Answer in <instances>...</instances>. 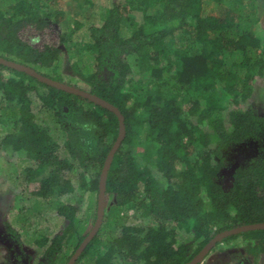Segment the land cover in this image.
Returning <instances> with one entry per match:
<instances>
[{
	"label": "trees",
	"instance_id": "obj_1",
	"mask_svg": "<svg viewBox=\"0 0 264 264\" xmlns=\"http://www.w3.org/2000/svg\"><path fill=\"white\" fill-rule=\"evenodd\" d=\"M56 1L1 0L0 59L77 88L56 65L81 24L63 32ZM215 1L217 14L204 15L208 0H110L101 24L90 23L88 40L77 44L87 62L76 73L88 87L77 89L116 108L125 135L105 181L111 198L106 217L120 224L119 236L102 243L101 227L74 264H186L217 234L264 223V112L241 107L264 77V46L255 32L264 0ZM83 3L94 7L91 0ZM35 102L49 125L37 123ZM0 124L7 129L0 154H22L29 162V196L52 199L57 215L68 221L44 250L46 264H67L87 237L89 220H78L77 206L59 199L81 191L98 195L118 118L0 64ZM244 144H254L257 155L227 172L224 189L217 179L227 152ZM128 210L140 211L149 223L125 226ZM180 231L191 235L190 242H178ZM237 237L257 264L264 230L220 243ZM46 243V237L35 240L40 247Z\"/></svg>",
	"mask_w": 264,
	"mask_h": 264
},
{
	"label": "rangeland",
	"instance_id": "obj_2",
	"mask_svg": "<svg viewBox=\"0 0 264 264\" xmlns=\"http://www.w3.org/2000/svg\"><path fill=\"white\" fill-rule=\"evenodd\" d=\"M94 4L93 8H88L83 3V0H57L54 7L63 11L64 20L60 24L63 32H68L67 29L73 28L75 22L81 24L80 29L75 31L70 37L67 47H62L59 61L56 65V71L62 76L65 82L81 88L83 90L88 87L84 83L76 70L82 72V66L87 62L86 53L80 52L77 49V44L86 42L87 27L93 21L101 24L102 16L110 0H91ZM215 0H208L205 4L203 14H217L215 9ZM0 5H2L0 0ZM246 8V6H244ZM243 8V9H244ZM90 14V17L87 16ZM135 20L140 21L141 16L133 15ZM260 22L255 27V32L260 37L264 46V14L260 16ZM131 67H133L134 58L129 59ZM49 70V69H48ZM47 69H42V73H47ZM33 111L36 116V121L40 126L49 125L45 113L39 112V106L33 103ZM241 107H255L264 112V77L256 82L252 97L243 103ZM6 126L0 124V136L4 135ZM257 155V150L254 144H244L230 149L226 155L224 168L221 176L217 179V183L224 189L229 187L227 172L236 169L239 166H245L250 163ZM29 166L22 154H0V264H46L47 257L44 255L45 248L49 242L58 234H60L67 226L68 221L61 216H58L51 200H33L27 193L26 181L24 179V169ZM98 195L89 191L76 192L72 196H63L59 199L62 203H70L77 206L76 218L83 220L88 218L87 233L92 230L96 219L94 215L97 213ZM111 203L110 196L105 197V211ZM51 205V206H50ZM117 221L108 220L106 212L104 213L100 232L102 243L107 242L111 238L119 236L120 224ZM125 226H145L149 223V219L143 217L140 211L128 210L126 216L121 221ZM98 230V232H99ZM97 232V233H98ZM97 235V234H96ZM95 235V236H96ZM47 238L45 246H37L35 240ZM191 235L180 231L177 236L178 242H190ZM62 251H66L69 243L66 244L65 238L62 241ZM241 240L229 241L228 243L217 244L210 253L205 257L202 264H253V257L245 255L240 247ZM250 247H254L251 243ZM69 248L67 253L71 252ZM117 262L116 260L114 261ZM84 264H91L85 262ZM257 264H264V254H261Z\"/></svg>",
	"mask_w": 264,
	"mask_h": 264
},
{
	"label": "water",
	"instance_id": "obj_3",
	"mask_svg": "<svg viewBox=\"0 0 264 264\" xmlns=\"http://www.w3.org/2000/svg\"><path fill=\"white\" fill-rule=\"evenodd\" d=\"M0 64L7 66L9 68H12L14 70L24 72L30 76L35 77L39 81L44 82V83H46L50 86H53L57 89H60V90H63L65 92L84 97V98L88 99L89 101L94 102V103L100 105L101 107L110 110L118 118L119 134H118V137H117L115 144L113 145L111 151L109 152V154L106 158L102 173L100 175L99 187H98V198H97L96 221H95V224H94L92 230L89 232L87 237L80 244V246L77 248L75 253L70 258L69 262L67 263V264H74L76 262V260L78 259L79 255L82 253V251L86 247V245L95 237V235L97 234V232L101 226L102 219H103L104 212H105V181H106L107 171H108L109 166L111 164L113 155L116 152V150L118 149V147L120 146V144L124 138V135H125L123 118L116 108H114L110 104L96 98L95 96L88 94L85 91H82V90L74 88V87L67 86L65 84H62V83H59L56 81L49 80V79L37 74L34 70H32L26 66H23V65L15 64L13 62H9V61L3 60V59H0ZM256 230H264V223L255 224V225H246V226H242L239 228H235V229H232L229 231L219 233L213 239H211L190 262H188L186 264H202L205 257L210 253V251L217 244L222 242V240H224L228 237L239 235L241 233H245V232H249V231H256Z\"/></svg>",
	"mask_w": 264,
	"mask_h": 264
},
{
	"label": "flooded vegetation",
	"instance_id": "obj_4",
	"mask_svg": "<svg viewBox=\"0 0 264 264\" xmlns=\"http://www.w3.org/2000/svg\"><path fill=\"white\" fill-rule=\"evenodd\" d=\"M242 261H244L245 263L247 262V261H245V260H242ZM242 261L240 262V264H243V262H242Z\"/></svg>",
	"mask_w": 264,
	"mask_h": 264
}]
</instances>
